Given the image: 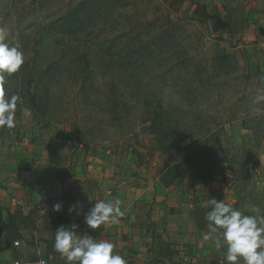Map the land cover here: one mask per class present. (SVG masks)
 Here are the masks:
<instances>
[{"label":"rangeland","instance_id":"1","mask_svg":"<svg viewBox=\"0 0 264 264\" xmlns=\"http://www.w3.org/2000/svg\"><path fill=\"white\" fill-rule=\"evenodd\" d=\"M0 25L25 54L9 78L22 103L16 127L0 131V163L106 155L152 200L264 210V115L251 112L264 86V0H0ZM207 146L221 175L185 159L161 183L169 151Z\"/></svg>","mask_w":264,"mask_h":264},{"label":"crops","instance_id":"2","mask_svg":"<svg viewBox=\"0 0 264 264\" xmlns=\"http://www.w3.org/2000/svg\"><path fill=\"white\" fill-rule=\"evenodd\" d=\"M99 157L91 163H60L53 157L43 167L0 163V264L37 257L65 264L53 249L54 236L60 226L70 228L73 223L79 235L96 232L95 240L111 241L128 264H225L213 242L203 239L207 230L195 228L192 210L171 206L161 193L152 200L146 191L136 192L127 185V163ZM101 199H119L125 216L117 224L88 229L84 214ZM141 202L151 206L145 213L138 206ZM56 203L62 204L58 212L53 210ZM72 205H78L79 215L69 213ZM14 210L22 219L14 217ZM8 215L13 228L7 224Z\"/></svg>","mask_w":264,"mask_h":264},{"label":"clouds","instance_id":"3","mask_svg":"<svg viewBox=\"0 0 264 264\" xmlns=\"http://www.w3.org/2000/svg\"><path fill=\"white\" fill-rule=\"evenodd\" d=\"M10 35V30L0 25V131L16 127L17 105L22 103L20 95L8 92L9 78L25 63L21 44L15 37L10 42ZM251 112L264 115V86L255 89ZM205 206L211 210L205 215L207 231L203 239L213 242L225 264H264V210L259 205L250 206L251 215L216 198H208ZM61 208L60 203L53 205L54 211ZM77 208L72 205L68 211L79 215ZM124 216L119 199H101L84 214V223L95 230L117 224ZM77 227L75 223L70 228L62 225L55 231L53 249L65 264H128L124 256L114 251L111 241L79 235Z\"/></svg>","mask_w":264,"mask_h":264},{"label":"trees","instance_id":"4","mask_svg":"<svg viewBox=\"0 0 264 264\" xmlns=\"http://www.w3.org/2000/svg\"><path fill=\"white\" fill-rule=\"evenodd\" d=\"M204 17H208L207 13H203L202 14ZM71 133V141L72 142H79L81 139V135H80V129L78 127H73ZM196 151V155L194 156V151H187L182 153L181 157L178 153H173L172 151H169L170 153L167 154V163L168 165H166L165 167V171H164V176L160 177V181L161 183L167 184V182L170 180L166 179L168 178L167 175L170 173L171 175L170 178H176L179 176H174V172L180 169L181 163H185L184 160L185 159H189L191 162L189 163H201V165H207L208 169L205 172L206 175H213L215 173H213V170H218L217 172L219 173V175L222 174V172L220 171L221 167L218 163H220V155H219V149L217 147L214 146H207V147H199L197 148ZM53 162L57 163L56 160H54ZM213 163H215L213 165ZM198 169H201V167H199ZM218 175V174H217ZM167 177V178H166ZM181 177V176H180ZM209 177V176H207ZM215 177V176H214ZM166 178V179H165ZM208 179V178H207ZM205 215H206V210L204 209L203 206H195L194 209L191 211V219L194 222V226L196 229L198 230H207L206 228V224L207 221L205 219ZM9 216V220L7 222L9 227L14 226V221L13 219ZM14 217L17 219H22L21 218V214L19 211L14 210ZM89 235H91L92 237H94L96 235V232L90 233Z\"/></svg>","mask_w":264,"mask_h":264},{"label":"built area","instance_id":"5","mask_svg":"<svg viewBox=\"0 0 264 264\" xmlns=\"http://www.w3.org/2000/svg\"><path fill=\"white\" fill-rule=\"evenodd\" d=\"M10 264H48V262L44 257H37L36 259L14 258Z\"/></svg>","mask_w":264,"mask_h":264}]
</instances>
